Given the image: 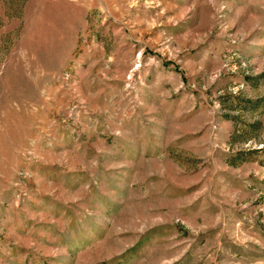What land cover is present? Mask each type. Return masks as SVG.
Returning <instances> with one entry per match:
<instances>
[{
  "label": "rangeland",
  "instance_id": "1",
  "mask_svg": "<svg viewBox=\"0 0 264 264\" xmlns=\"http://www.w3.org/2000/svg\"><path fill=\"white\" fill-rule=\"evenodd\" d=\"M0 264H264V0H0Z\"/></svg>",
  "mask_w": 264,
  "mask_h": 264
}]
</instances>
